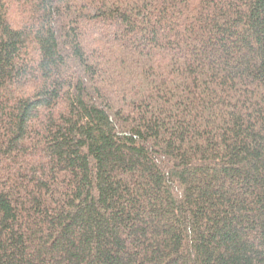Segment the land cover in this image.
Here are the masks:
<instances>
[{
    "label": "trees",
    "instance_id": "obj_1",
    "mask_svg": "<svg viewBox=\"0 0 264 264\" xmlns=\"http://www.w3.org/2000/svg\"><path fill=\"white\" fill-rule=\"evenodd\" d=\"M0 264H264V0H0Z\"/></svg>",
    "mask_w": 264,
    "mask_h": 264
},
{
    "label": "rangeland",
    "instance_id": "obj_2",
    "mask_svg": "<svg viewBox=\"0 0 264 264\" xmlns=\"http://www.w3.org/2000/svg\"><path fill=\"white\" fill-rule=\"evenodd\" d=\"M124 41V39H122ZM86 45V44H85ZM147 46V45H146Z\"/></svg>",
    "mask_w": 264,
    "mask_h": 264
}]
</instances>
